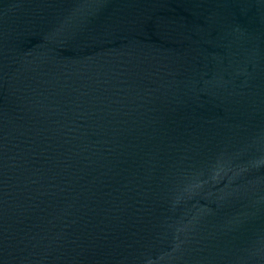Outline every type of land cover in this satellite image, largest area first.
<instances>
[{"label": "water", "instance_id": "1", "mask_svg": "<svg viewBox=\"0 0 264 264\" xmlns=\"http://www.w3.org/2000/svg\"><path fill=\"white\" fill-rule=\"evenodd\" d=\"M0 264H264V0H0Z\"/></svg>", "mask_w": 264, "mask_h": 264}]
</instances>
